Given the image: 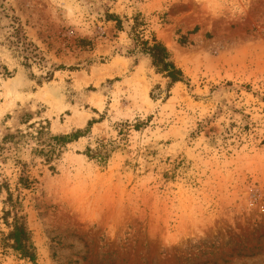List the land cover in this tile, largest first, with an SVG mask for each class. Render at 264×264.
<instances>
[{
  "label": "rangeland",
  "instance_id": "obj_1",
  "mask_svg": "<svg viewBox=\"0 0 264 264\" xmlns=\"http://www.w3.org/2000/svg\"><path fill=\"white\" fill-rule=\"evenodd\" d=\"M0 146V264L7 190L35 264H264V0H0Z\"/></svg>",
  "mask_w": 264,
  "mask_h": 264
},
{
  "label": "trees",
  "instance_id": "obj_2",
  "mask_svg": "<svg viewBox=\"0 0 264 264\" xmlns=\"http://www.w3.org/2000/svg\"><path fill=\"white\" fill-rule=\"evenodd\" d=\"M108 17H113V15L110 14ZM141 44L142 51L149 56L151 65L156 73H160L168 78L169 84L183 81L184 75L182 70L174 63L170 52L160 40L156 37H152L150 42L143 40ZM90 122L91 121H88V124H90ZM32 129L33 131H31ZM82 135V130H75L69 134L50 135L44 124L38 123L34 125L30 123L26 132L20 131L17 134L4 137L3 142L8 140L12 142L11 144H16L21 139H33L36 144L34 148L35 153L42 154L44 156V161H49L54 155L57 146L75 141ZM0 148L2 147L0 146ZM29 182L27 176H19L18 183L27 186ZM7 194V201L10 205V209L15 212H7V214L12 213V220L8 223V231L2 236V246L11 248L18 256L35 264V247L29 234L26 217L23 213H18L19 198H13L10 190H7Z\"/></svg>",
  "mask_w": 264,
  "mask_h": 264
}]
</instances>
